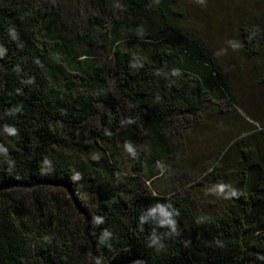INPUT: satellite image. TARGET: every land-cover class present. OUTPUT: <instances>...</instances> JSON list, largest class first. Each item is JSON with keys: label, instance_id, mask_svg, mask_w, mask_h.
<instances>
[{"label": "trees", "instance_id": "trees-1", "mask_svg": "<svg viewBox=\"0 0 264 264\" xmlns=\"http://www.w3.org/2000/svg\"><path fill=\"white\" fill-rule=\"evenodd\" d=\"M185 10L0 0V264H264V122ZM236 29L257 67L263 23Z\"/></svg>", "mask_w": 264, "mask_h": 264}, {"label": "rangeland", "instance_id": "rangeland-1", "mask_svg": "<svg viewBox=\"0 0 264 264\" xmlns=\"http://www.w3.org/2000/svg\"><path fill=\"white\" fill-rule=\"evenodd\" d=\"M182 4V8L186 9L187 28L197 33L214 51L221 64L226 68L227 75L234 93L238 100L244 103L255 116L260 117L264 122V83H259L261 77L264 76V51L259 64L254 68V62L248 64L244 60V54L240 51L237 36V24L245 19L261 21L264 25V0H178ZM81 4L79 17L75 19V24L69 22L66 28L61 25L63 37L72 38L76 36L86 25V8ZM96 13L90 8L89 13ZM97 14V13H96ZM254 16H257L256 18ZM254 18V19H253ZM100 25H104L108 21L107 17L98 15ZM70 28V30H68ZM80 46L85 50L92 52L97 56L98 64L106 61L107 51H103L98 37L93 38L92 44L81 43ZM110 80L112 78L108 77ZM63 80V78H62ZM64 81V80H63ZM78 82L79 78L76 77ZM113 89V88H112ZM243 113V112H242ZM93 128H97L96 120L91 124ZM251 126L246 125L243 132L247 133ZM205 146V142L202 140ZM206 151V150H205ZM208 151V150H207ZM206 151V152H207ZM198 152L196 148L191 151L190 161L195 160ZM126 172L129 174L130 163L126 162ZM189 166V165H187ZM194 167V166H189ZM77 176L79 172L76 171ZM178 172L173 173L170 179L163 182L164 186L168 184L174 186L173 181ZM49 179L54 178L55 184L47 180V185L58 186L65 189L64 177L56 176L51 170L48 173ZM58 184V185H56ZM178 184V183H177ZM81 188V184H79ZM188 187V186H187Z\"/></svg>", "mask_w": 264, "mask_h": 264}, {"label": "clouds", "instance_id": "clouds-1", "mask_svg": "<svg viewBox=\"0 0 264 264\" xmlns=\"http://www.w3.org/2000/svg\"><path fill=\"white\" fill-rule=\"evenodd\" d=\"M152 243H155V239L152 240Z\"/></svg>", "mask_w": 264, "mask_h": 264}]
</instances>
